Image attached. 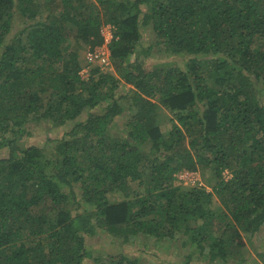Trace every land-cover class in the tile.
I'll use <instances>...</instances> for the list:
<instances>
[{
  "label": "trees",
  "instance_id": "obj_1",
  "mask_svg": "<svg viewBox=\"0 0 264 264\" xmlns=\"http://www.w3.org/2000/svg\"><path fill=\"white\" fill-rule=\"evenodd\" d=\"M42 1L0 0V264H88L101 233L245 263L243 233L264 230V0ZM105 25L115 74L83 79L66 45L94 51ZM32 124L57 136L33 142Z\"/></svg>",
  "mask_w": 264,
  "mask_h": 264
},
{
  "label": "rangeland",
  "instance_id": "obj_2",
  "mask_svg": "<svg viewBox=\"0 0 264 264\" xmlns=\"http://www.w3.org/2000/svg\"><path fill=\"white\" fill-rule=\"evenodd\" d=\"M91 3H95V0H88ZM46 0L42 1V3ZM52 7H50L51 9ZM45 10V9H44ZM41 10L43 12V19L47 17L48 12ZM20 29V24H17L14 28L13 34ZM113 28L110 25H105L101 28L100 34L104 39L108 37H113ZM12 34V35H13ZM145 38L148 40L151 39L150 31L145 32ZM105 42V41H104ZM152 42V41H151ZM153 43V42H152ZM103 44V43H102ZM110 44V43H109ZM102 46V45H101ZM101 46L93 48L98 50ZM66 53L74 52L77 49L79 60L83 65V69H86L88 72L83 73V79H88L91 74V70L95 69V65L87 66V55L92 52V47L90 44L77 41L72 36L66 45ZM109 48V46H108ZM159 48L155 47L152 50L150 60L153 62L167 63L171 60V57L164 56L163 54L158 53ZM175 63L180 59L177 57L173 58ZM88 67V68H87ZM101 71L105 73L115 74L111 66L100 68ZM162 116V117H161ZM166 117V118H165ZM173 118V113L163 109L157 123L164 120L163 131L164 136H168V131L170 124L167 123L170 119ZM49 126L46 125H30L29 131L31 133V138L33 142L43 145L48 141L49 138L57 136V133L52 130H48ZM148 149V148H147ZM225 179L230 178V174L224 173ZM178 184L183 187H199L205 188L207 191H211V186L209 185L210 173L206 170L203 172H186L182 170L176 174ZM112 201H118L122 199V196L110 195ZM215 201L218 202V199L215 198ZM246 247L243 249L242 256L245 260V263L242 264H264L258 260V253L264 252V230L262 229L258 234L252 235L251 233H243ZM94 247L92 249V257L88 260V264H95L96 261H99L98 264H108L111 262L109 258L111 255L123 254L129 258H140L142 262L146 264H185L186 256L188 255L190 249L189 246H183L182 240L172 241L170 239L155 240L154 238L138 235L135 237H130L128 242H123L121 238H113L112 236L101 233L100 238L90 241ZM237 262H230L229 264H236ZM191 264H209L207 261L199 260V256L195 255V258L192 259ZM240 264V263H239Z\"/></svg>",
  "mask_w": 264,
  "mask_h": 264
},
{
  "label": "built area",
  "instance_id": "obj_3",
  "mask_svg": "<svg viewBox=\"0 0 264 264\" xmlns=\"http://www.w3.org/2000/svg\"><path fill=\"white\" fill-rule=\"evenodd\" d=\"M112 38L113 37L111 36V37L104 39L105 42L102 44L100 49H98V50L96 49L87 55V59H86L87 60V66L97 65L100 68H104V67L109 66V64H110V50H109L108 46H109V43L111 42ZM84 72H88V71L86 69H83L80 73L81 76H83Z\"/></svg>",
  "mask_w": 264,
  "mask_h": 264
}]
</instances>
